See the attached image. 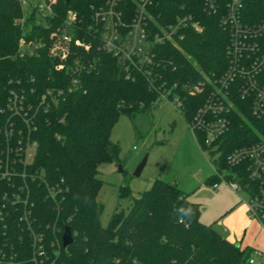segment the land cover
Listing matches in <instances>:
<instances>
[{"label":"trees","instance_id":"16d2710c","mask_svg":"<svg viewBox=\"0 0 264 264\" xmlns=\"http://www.w3.org/2000/svg\"><path fill=\"white\" fill-rule=\"evenodd\" d=\"M104 1L58 0L56 17L46 28L31 20L21 26L18 2L0 0V172L8 158L10 171L26 173L24 181L18 176L0 179V206L5 204L6 214L0 223L5 255L0 264H36L32 257L39 244L45 257L37 264H249L253 251L226 240L213 224H203L199 205L190 202L174 183L155 180L150 189L132 199L127 213L115 212L106 227L100 224L97 196L103 182L98 174L99 168L113 162L118 153L110 140L113 126L121 116L133 119L150 112L161 101L160 91L173 84L197 82L199 71L219 75L225 67L228 42L217 17L203 12L201 0H151L147 11L158 24L174 23L176 17L190 14L201 29L188 26L182 30L180 50L171 45L154 48L155 59L171 61L176 70L152 68L147 74L130 67L125 71L115 58L98 48L96 39L82 33L91 48L87 54L78 55L92 68L83 72L73 87L71 73L52 66L47 53L49 35L62 23L67 10L76 11L83 28L87 27L92 23L89 7ZM137 1L124 0L120 5L126 15L124 23H130ZM252 6L259 18L264 17V3ZM148 25L154 32L155 23ZM21 38L40 42L42 47L32 54L23 52L19 48ZM47 90L63 94L55 104L43 108L40 99ZM14 95L18 107L27 113L24 118L9 108ZM199 103L193 98L184 101L181 113L187 122ZM236 104L238 110L230 115V131L221 141L218 170L227 169L222 159L231 150L255 141V129L264 131L263 121L253 119L237 100ZM8 128L14 132L11 139L4 133ZM27 140L35 142L36 149L24 167L15 150ZM212 180L213 184L219 181L215 174ZM22 185L29 189L30 211L26 215L22 206L2 199ZM48 189L54 190V200L49 199ZM119 195L130 193L122 188ZM66 227L73 242L62 248Z\"/></svg>","mask_w":264,"mask_h":264},{"label":"built area","instance_id":"2783aa9c","mask_svg":"<svg viewBox=\"0 0 264 264\" xmlns=\"http://www.w3.org/2000/svg\"><path fill=\"white\" fill-rule=\"evenodd\" d=\"M16 1L21 10L18 19L21 26L31 20L35 25L51 27L50 23L56 17L54 8L58 0ZM123 1L105 0L102 5H91L88 16L92 23L85 28L78 13L67 10L62 23L50 33L47 53L52 66L56 71H69L73 87H77L79 76L92 68L91 63L85 64L84 59L78 55L87 54L91 48V42H86L82 33L96 39L98 48L115 58L125 71L132 67L150 74L152 68L169 67L170 72L176 70L171 61L155 59V47L171 45L180 50L178 43L183 37L182 30L188 26L196 31L201 30L190 14L176 17L174 23L163 26L158 24L147 11L151 0L137 1L130 23L126 24L123 22L126 15L119 8ZM201 2L203 12L216 16L219 26L227 32L224 70L217 76H209L199 71L200 79L197 82H183L180 85L175 83L170 89L160 91L159 99L173 103L180 112L184 111L186 98L200 100L187 123L188 129L199 148L207 152L213 164L218 166L221 161L219 151L221 141L231 127L230 115L238 110L236 100L239 107L248 108L253 119L264 122V17L259 18L251 8L255 3H264V0H201ZM149 22L155 23V30L152 33L149 30ZM41 47L40 42H26L24 38L19 40V48L23 52L32 54ZM62 94V91L47 90L40 99L41 106L47 108L49 104H55ZM16 98L14 95L10 99L9 108L13 114L24 118L27 113L24 108L18 107ZM4 133L9 139L14 134L12 128L5 129ZM254 134V142L234 148L222 161L227 168L225 170H229L235 179V182L227 181L229 186L234 192L242 190L246 193L247 200L244 203L249 218L258 222L264 229V131L255 129ZM20 141L21 139H18L17 143L20 144ZM35 149L36 143L29 140L24 146L16 147L15 151L20 155L19 160L24 167L32 161ZM10 166L11 163L6 158L5 169L0 172V179L10 180L15 176L22 181L26 179L24 171L17 175L10 171ZM241 171H244L243 174ZM215 175L221 179L220 172L219 174L216 172ZM212 186L217 188L216 183ZM48 191L49 199L54 200V190ZM28 197L29 189L22 185L10 197L5 196L2 199L12 206H22L26 215L30 211L27 210ZM4 209L5 204H2L0 223L6 216ZM24 218L27 219L26 216ZM37 241L40 242L41 238ZM253 255L254 257L251 256L248 260L249 264H257V259L262 256L255 251ZM43 257H45L43 245L39 244L32 261L36 264L43 263ZM4 258L0 244V260Z\"/></svg>","mask_w":264,"mask_h":264},{"label":"rangeland","instance_id":"374dc122","mask_svg":"<svg viewBox=\"0 0 264 264\" xmlns=\"http://www.w3.org/2000/svg\"><path fill=\"white\" fill-rule=\"evenodd\" d=\"M187 123L184 113L166 99L158 102L150 112L138 114L133 119L127 116L118 119L110 136L111 142L118 147L116 159L104 163L98 174L103 182L97 196L103 208L99 218L103 227L115 212L127 213L132 199L150 189L155 180H162L176 184L190 202L199 205L203 224H213L219 233L231 239V228L238 226L242 211L233 217L228 215L232 208L247 200V195L242 190L234 192L231 189L227 182H235L231 172L218 170L209 154L199 148ZM146 155L143 170L139 176H134ZM217 170L221 179L216 183L217 188H213L212 176L216 172L219 174ZM122 188H127L130 196H120ZM216 221L221 223L218 225ZM261 263L264 264V258Z\"/></svg>","mask_w":264,"mask_h":264},{"label":"crops","instance_id":"0c3cea01","mask_svg":"<svg viewBox=\"0 0 264 264\" xmlns=\"http://www.w3.org/2000/svg\"><path fill=\"white\" fill-rule=\"evenodd\" d=\"M239 211H242L240 212L241 218L238 226H232L231 228V239L230 237H226L221 233L220 234L226 240L231 243L237 244L241 248H248L253 252L255 251L261 253L262 256L257 259V264H262V258H264V229L258 222L249 218L244 202L240 206H236L235 209L232 208L228 217H233V215H235L236 213L239 214ZM215 223H217V221ZM220 223L221 222L218 221L217 224L219 225ZM222 224L224 223L222 222ZM226 231L227 227L224 229V232Z\"/></svg>","mask_w":264,"mask_h":264},{"label":"water","instance_id":"95a60500","mask_svg":"<svg viewBox=\"0 0 264 264\" xmlns=\"http://www.w3.org/2000/svg\"><path fill=\"white\" fill-rule=\"evenodd\" d=\"M146 162H147V155L142 159L140 164L137 166V168H136V170L134 172V176L137 177V176L140 175V173L143 170ZM102 209H103L102 206H99V212L100 213L102 212ZM61 241H62V248H67V247H69L72 244L73 238H72L71 231H70L69 227H66L64 229V233L62 234Z\"/></svg>","mask_w":264,"mask_h":264}]
</instances>
